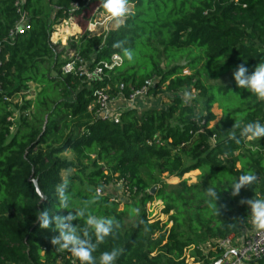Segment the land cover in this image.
<instances>
[{"label": "trees", "instance_id": "16d2710c", "mask_svg": "<svg viewBox=\"0 0 264 264\" xmlns=\"http://www.w3.org/2000/svg\"><path fill=\"white\" fill-rule=\"evenodd\" d=\"M85 1L24 0L30 28L9 40L18 21L15 0H0V264H68L70 253L50 243L56 233L36 223L41 210L73 211L56 207L55 187L67 171L72 206L89 214H106L118 205L97 196V189L122 184L138 198L131 215H114L118 227L97 245L95 257L118 249L116 264H188L185 252L192 246L195 263H213L224 254L218 242L236 239L250 222L240 201L264 197V137L239 145L228 139L233 130L239 134L237 123H264V102L241 89L237 104H226L235 82L211 85L204 77L233 80L237 65L250 73L264 62V0H129L131 12L122 24L100 35L87 31L99 0ZM74 3L79 5L74 23H84L85 32L71 35L64 46L54 43V28L68 19ZM124 49L132 51V60ZM187 49L201 53L182 55ZM71 52L89 66L113 54L122 64L89 83L62 75ZM182 59L187 65L177 64ZM185 66L189 75L183 74ZM151 79L148 96L172 95L165 108L142 113L129 108L117 122L96 114V91L113 97L123 84L127 97ZM184 88L199 93L200 107L175 95ZM215 105L221 119L212 125ZM193 171L200 173L199 184L161 180ZM245 172L256 175L255 183L231 196L233 179ZM208 188L217 190L216 205L205 195ZM153 201L162 203L166 222L146 214L144 207ZM71 223L87 227L83 219ZM206 243L215 250L203 254L199 245ZM255 264H264V256Z\"/></svg>", "mask_w": 264, "mask_h": 264}, {"label": "clouds", "instance_id": "9594fccd", "mask_svg": "<svg viewBox=\"0 0 264 264\" xmlns=\"http://www.w3.org/2000/svg\"><path fill=\"white\" fill-rule=\"evenodd\" d=\"M99 4L101 10L91 25L93 29L105 26L109 30L116 29L131 12L129 0H99ZM116 46L119 47V45ZM123 54L128 60L133 59L130 49H124ZM232 78L237 88L243 89L257 100L264 102V62H258L250 73L244 64L237 65L232 72ZM185 95L188 94L185 93ZM234 129H238L239 134L237 135L233 130L228 139L237 145L242 142L258 141L264 137V123L260 121L237 123L234 125ZM256 179L253 172H245L234 178L229 187L231 196L235 197L242 188L252 186ZM68 188L69 180L67 178L55 187L56 207L73 211H69L67 215H52L48 210H41L36 216L38 227L56 233L50 239L51 245L55 247V250L70 253L79 264H116L120 255L118 249L102 252L99 257H95L93 253L96 251L97 245L103 243L105 238L113 232L114 226L118 227V225H115L111 218L98 217L89 214L85 208L76 209L73 207ZM205 195L216 205L218 197L215 188H208ZM240 203L247 206L253 229L264 232V197L244 199ZM78 219H83L87 227L81 229L78 225L73 226L71 222ZM92 236L95 238V243L92 241Z\"/></svg>", "mask_w": 264, "mask_h": 264}, {"label": "rangeland", "instance_id": "374dc122", "mask_svg": "<svg viewBox=\"0 0 264 264\" xmlns=\"http://www.w3.org/2000/svg\"><path fill=\"white\" fill-rule=\"evenodd\" d=\"M99 12L100 11H97L95 13V15L91 18V19H93V21L97 19V17L99 16ZM72 23L74 24L76 29L79 31L78 33L83 34L85 32L84 23L80 22L79 25H77L74 22H72ZM68 24H69L68 22H63L61 25L54 28V32L52 34V40L54 41V43H60L62 46H64L66 44L67 39L72 34L71 25H68ZM98 31H99L98 29H95V31L90 33L89 35H97V34H99ZM200 53L201 52L199 49H194L193 53L191 54V49H187L183 52L182 55H188V57L190 56L192 58V57L199 55ZM179 55H181V53L177 52L176 56H179ZM67 57H68V55H67ZM189 62L190 61H188V63ZM177 64L187 65V62H185V60L182 59V60H178ZM185 68H186V66H185ZM184 70H185V71H183L184 75H189L192 72V71L188 70V68H186ZM232 82H234V80H231L227 75L220 77L216 80L210 79L206 76L204 77V83L205 84L225 86V85H231ZM31 89L35 90V87L32 86ZM240 91H241V89L237 88L236 85L234 86V88H231L230 92L228 93V95L225 98V103L230 104L231 106L234 104H237L238 95L241 93ZM185 93H187L188 95L186 96ZM175 95L180 97L182 99V101L185 102L186 104L194 105L195 104L194 102H196L198 107H200L199 104L201 103L202 99L200 98L199 93L192 88L181 89ZM171 97H172V95H159V96H148V95H146V96L136 100L134 108H136L139 113H142V112L149 110V109H152V108L162 109L168 105ZM111 99L112 100L110 101L109 107L111 109H115L116 114L120 113L121 111H123L125 109V108L121 109L120 104L121 103L124 104L126 100H124L121 97H114ZM212 112L216 115V119L212 123V125H213L221 119V110L218 108L217 105H215L212 109ZM71 173H72V171H67V172H63L62 175L64 178H66ZM199 176H200V173L198 171H193V172H190L188 174H185L182 177V179L167 178L164 175L161 177V180L164 183L171 185V186L178 185L182 180H185L187 182V185H191V184H199L200 183ZM102 194H103V196L109 197L111 199V201L117 203L118 205L114 210H112L109 213L101 214L98 211H94L92 215H96L98 217L111 218V219L117 213H123L124 215L129 216L132 214L133 210L135 209L136 205L138 204V202H137L138 198L137 197H131V195H129L128 192L125 189H123L122 186H120L118 184L111 185L109 187L104 188L102 190ZM87 208L89 210L93 209V207L90 205H88ZM144 209H145L146 214L149 216V218L151 220H159L161 222H166L168 219V216L164 215L162 213L163 205L160 201H153L151 203H148L144 207ZM169 226H170V224H169ZM255 232H257V231H255L253 229L251 222L247 223V225H245V227L242 228L240 236H238L236 239L234 238L235 244H237L239 246L248 236L253 235ZM199 249L203 250V254H207L208 249L215 250L214 246L212 245V247H211L208 243L199 245ZM194 250H195V247L191 246L185 252V256H186V260H187L188 264H199V263H195V261H194L196 258V257H194Z\"/></svg>", "mask_w": 264, "mask_h": 264}, {"label": "built area", "instance_id": "2783aa9c", "mask_svg": "<svg viewBox=\"0 0 264 264\" xmlns=\"http://www.w3.org/2000/svg\"><path fill=\"white\" fill-rule=\"evenodd\" d=\"M89 1L90 0H86L85 3H88ZM23 3L24 0H15L14 7L16 8V13L18 14V21L16 22L14 28L8 33L7 38L9 40H12L18 34L25 33L30 28L26 13L23 8ZM99 8V6L95 8L93 16L97 11H99ZM78 9L79 5L77 3H74L71 6L69 17L65 22H74L75 17L73 13ZM92 24L93 21L90 20L87 25V31L89 32V34L95 31V29L91 27ZM121 64L122 58L117 54H113L108 61H102L94 66H89V62L85 61L78 54L71 52L68 55L66 62L61 69V72L62 75H72L77 78H82L83 80L91 83L107 77L110 71H112L116 67H119ZM1 65L2 61L0 59V67ZM154 83L155 80L151 79L145 81L143 86L139 89L131 88L127 97L123 95V84L116 85L118 93L113 97L109 94V92L103 89L96 91L94 93V96L96 97L95 103L98 106L96 114L104 119L117 122L119 113L116 114L115 110L109 107L110 101L112 100L111 98L121 97L126 100L127 105L129 106H127L128 109L134 108L136 100L146 96L148 89L151 88ZM261 154L264 158V150L261 151ZM118 185L121 186L122 184ZM95 194L97 196L103 195L102 189H97L95 191ZM218 247L224 250V254L227 252H235L237 254L235 255L233 253H229L228 256L221 261L220 264H255L257 260L264 256V232H255L253 235L248 236L239 246L235 244L234 237L229 236L226 239L219 241ZM66 260L68 261V264H79V262L71 256V254L66 256Z\"/></svg>", "mask_w": 264, "mask_h": 264}, {"label": "water", "instance_id": "95a60500", "mask_svg": "<svg viewBox=\"0 0 264 264\" xmlns=\"http://www.w3.org/2000/svg\"><path fill=\"white\" fill-rule=\"evenodd\" d=\"M33 185H34V187H35V191H36L37 195L39 196V198H41V200H45V196H44V195L42 194V192L40 191V189H39V187H38L36 181H33ZM154 191H155V189L152 188V189H151V194H153ZM229 253H233V254L237 255L235 252H227V253H225L220 259H218L217 261H215V262H213V263H211V264H220L221 261H222L223 259H225V258L228 256Z\"/></svg>", "mask_w": 264, "mask_h": 264}, {"label": "crops", "instance_id": "0c3cea01", "mask_svg": "<svg viewBox=\"0 0 264 264\" xmlns=\"http://www.w3.org/2000/svg\"><path fill=\"white\" fill-rule=\"evenodd\" d=\"M92 21H93V19H91ZM95 21V20H94ZM93 21V22H94ZM68 25H71V30H72V34L71 35H73V34H75V33H78L79 31L76 29V27L74 26V24L73 23H69ZM96 29H98L99 31H98V33L99 34H97V35H100V34H103V33H105V32H107V30H109V28L107 27V26H105V27H97ZM128 105H127V103H126V101H125V103L124 104H120V108L122 109V108H125L124 110H127L128 109V107H127ZM136 109V108H135ZM113 110H115V109H113ZM123 110V111H124ZM122 112V111H121Z\"/></svg>", "mask_w": 264, "mask_h": 264}]
</instances>
